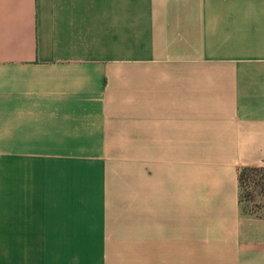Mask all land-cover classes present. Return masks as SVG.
<instances>
[{
  "label": "crops",
  "instance_id": "crops-1",
  "mask_svg": "<svg viewBox=\"0 0 264 264\" xmlns=\"http://www.w3.org/2000/svg\"><path fill=\"white\" fill-rule=\"evenodd\" d=\"M264 0H0V264H264Z\"/></svg>",
  "mask_w": 264,
  "mask_h": 264
},
{
  "label": "trees",
  "instance_id": "trees-1",
  "mask_svg": "<svg viewBox=\"0 0 264 264\" xmlns=\"http://www.w3.org/2000/svg\"><path fill=\"white\" fill-rule=\"evenodd\" d=\"M240 205L246 215H259L264 209V167H245L239 173Z\"/></svg>",
  "mask_w": 264,
  "mask_h": 264
}]
</instances>
